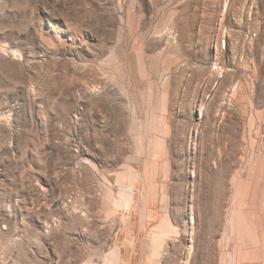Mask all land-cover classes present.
Segmentation results:
<instances>
[{
    "label": "rangeland",
    "instance_id": "374dc122",
    "mask_svg": "<svg viewBox=\"0 0 264 264\" xmlns=\"http://www.w3.org/2000/svg\"><path fill=\"white\" fill-rule=\"evenodd\" d=\"M0 264H264V0H0Z\"/></svg>",
    "mask_w": 264,
    "mask_h": 264
}]
</instances>
